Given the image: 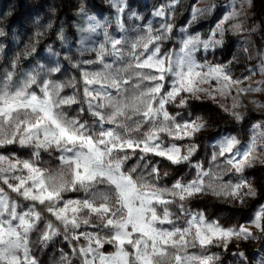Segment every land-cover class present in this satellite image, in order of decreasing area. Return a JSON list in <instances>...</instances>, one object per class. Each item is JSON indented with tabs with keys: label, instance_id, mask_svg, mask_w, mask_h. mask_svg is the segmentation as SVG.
Returning <instances> with one entry per match:
<instances>
[{
	"label": "snow or ice",
	"instance_id": "1",
	"mask_svg": "<svg viewBox=\"0 0 264 264\" xmlns=\"http://www.w3.org/2000/svg\"><path fill=\"white\" fill-rule=\"evenodd\" d=\"M178 2L172 0L169 9ZM113 6L122 14L126 0H113ZM211 10H194L189 24ZM236 15L234 8L227 18ZM101 28L105 26L95 22L87 31L101 35ZM119 31L124 35L116 37L105 28L103 40L91 47L86 44L91 36L81 39V55H95L73 65L80 69L82 98L75 78H52L61 73L59 62L17 71V58L0 68V148L18 145L32 157L0 154V264H40L34 249L61 236L69 241L71 254L62 252L60 264H73V256L80 264H215L218 257L207 254L208 248L227 251L233 241L255 239L252 229L264 233V204L237 227H225L187 206V201L208 194L241 204L255 198L257 191L244 174L257 163L264 165V131L254 130L244 146L237 136L222 135L212 144L207 168L191 163L195 143H176L193 140L208 124L201 116L184 119L168 106L185 109L202 97L215 102L242 83L232 78L231 61L212 64L196 57L201 50L208 53L223 45L217 39L223 37L222 26L217 24L206 39L185 27L179 46L163 52L162 45L172 38L171 24L154 28L149 21L131 38L123 23ZM260 71L264 73V63ZM67 87L75 91L63 94ZM250 91L260 89L239 88L237 95ZM73 105L78 106L76 114L69 115ZM238 107L233 98L232 108ZM232 115L242 119L237 112ZM42 153H55L57 167L41 166ZM162 161L195 168V178L160 186ZM227 172L238 177L236 182L223 181ZM69 192L83 196L66 198ZM181 219L183 226H177ZM106 245L112 250L106 251ZM233 255L244 264V253Z\"/></svg>",
	"mask_w": 264,
	"mask_h": 264
},
{
	"label": "rangeland",
	"instance_id": "2",
	"mask_svg": "<svg viewBox=\"0 0 264 264\" xmlns=\"http://www.w3.org/2000/svg\"><path fill=\"white\" fill-rule=\"evenodd\" d=\"M172 0H126L124 13H117L113 6V0H0V68L10 66L18 59L17 71L27 70L37 64L46 66H55L57 62L61 65V73L55 74L52 78L60 81H68L75 78L77 88H79L82 98L83 83L80 78V69L73 67L83 60L95 59L94 53L81 55L79 49L82 38L91 36V40L86 41L87 46L91 47L93 41L103 40L102 32L107 30L110 35L120 37L124 35L119 31V24L123 23L127 29V35L131 38L138 34L144 25L151 21L154 28L160 27L162 23H168L176 30V37L165 41L168 43V49L178 47V41L183 37L181 31L187 28L190 34H199L201 39H206L212 29L217 24L223 28V37L217 36V39H223L224 42H230L231 48L224 58L222 46L217 47L208 53L203 50L196 53L200 62L207 61L212 64H227L233 62V66L228 69L233 73L232 78L241 80L238 86H232V95L224 98L217 97L214 102L225 112L232 115L237 112L242 120L249 121L248 137L241 142V146L247 145L253 131H264V108L258 105H264V73L260 71L264 63V0H179L174 9H169ZM195 22L189 24L191 13L196 9H208ZM239 15L229 17L234 10ZM163 10V17L155 15L157 11ZM188 11L187 21L179 23L175 29L176 19L182 13ZM140 19H136L135 16ZM89 17L92 20H89ZM119 17V20H118ZM98 22L105 28L98 29L101 35L89 33L87 29L91 23ZM183 24V25H182ZM35 49L33 52L32 49ZM247 49V51H245ZM167 51L162 45V52ZM82 68L95 69L98 65H83ZM232 70L234 72H232ZM239 88L260 89L259 92L250 91L237 95ZM75 90L67 87L64 90L65 95H71ZM233 98L240 107L233 109ZM201 100H209L202 97ZM212 101V100H211ZM174 105L168 106L173 114ZM73 105L68 109L69 115H75ZM178 112V111H177ZM184 119L195 118L196 116H210V113L202 108H197L194 116L180 112ZM91 121V117H85ZM181 117H177L179 120ZM235 119V118H234ZM236 120V119H235ZM237 121V120H236ZM238 121V122H240ZM256 126H261L257 128ZM105 127H111L106 125ZM235 135L229 131H220L211 136L207 142L208 148L197 145V150L191 158V163H202L205 168L209 166V160L214 151L212 144L222 135ZM236 136V135H235ZM167 140V138H165ZM191 141H182L178 145H187ZM0 154L19 159H31L29 149H22L18 145H10L0 148ZM55 153L51 156L48 153H42L38 162L41 166L47 168H56L59 161L55 159ZM150 161L161 160V158L148 157ZM136 158L128 161L131 166ZM151 166V165H150ZM259 166V168L257 167ZM161 169L160 186H170L173 180L183 179L188 181L195 178L196 169L187 164L170 165L166 161L159 164ZM257 167V168H256ZM254 171L244 174L257 191L255 198H246L245 203L241 204L230 197L216 196L212 194L200 195L190 201L187 206L194 212L203 211L210 219L219 220L225 227H237L241 224H247L254 215L255 210L264 204V190L260 188L264 180V165L257 163ZM250 169V168H248ZM167 172L168 175H164ZM150 179V178H149ZM238 177L227 172L223 175V181L231 180L236 182ZM7 192L8 190L5 189ZM9 195L17 199L14 193ZM66 198L82 197L83 193H66ZM216 201V204L208 202ZM24 203V202H21ZM183 219L177 222V226H183ZM84 230V229H81ZM91 230V229H89ZM255 239L248 241H233L227 251L222 247H212L207 249V254H216L218 259L215 264H241V257L233 255L234 253H244V264H261L264 261V233L252 229ZM75 242H72L74 244ZM106 251H111V246L106 245ZM37 258L40 264H60L61 253L71 254V245L63 237H57L48 244L46 248H35ZM190 251L199 252V249ZM73 264H80L76 257H72Z\"/></svg>",
	"mask_w": 264,
	"mask_h": 264
},
{
	"label": "trees",
	"instance_id": "3",
	"mask_svg": "<svg viewBox=\"0 0 264 264\" xmlns=\"http://www.w3.org/2000/svg\"><path fill=\"white\" fill-rule=\"evenodd\" d=\"M187 17H188V11L186 10L184 13L180 15L179 18L175 20L176 24L174 28L177 29L179 26V23L185 24V22L187 21ZM176 36H177L176 30H173L172 37L174 38ZM163 47L165 48V50H169L168 43H164ZM230 48H231V44L229 41L228 42L226 41L223 43L221 50L224 55L223 56L224 58H227L226 55L228 54ZM230 66H233V62L229 64V69L231 68ZM232 72L234 71L232 70ZM232 74L233 73H231V75ZM172 108L175 112L178 111V112H183L185 114L191 113V116H194V112L197 108H202L210 113V116L205 117V120L207 121V124H208L206 130L196 134L194 139L191 140V142L196 143L199 146V148L203 146L207 150L208 148L207 142L209 138L220 131L232 132L240 139L241 142L245 141L248 137L247 134L249 130V121L248 120H242L240 122L236 121L231 115H229L219 105H217L211 100L190 101L189 107L185 109L176 108L175 106H173ZM184 141L188 142L189 140H184ZM179 142H182V141H176V143H179ZM257 167L259 168V166ZM256 168L246 169L245 174H248L254 171ZM260 188L264 190V183H262ZM208 202L209 203L212 202L216 204V201L214 200H209ZM212 248L213 249L211 250H214L215 247H212Z\"/></svg>",
	"mask_w": 264,
	"mask_h": 264
}]
</instances>
